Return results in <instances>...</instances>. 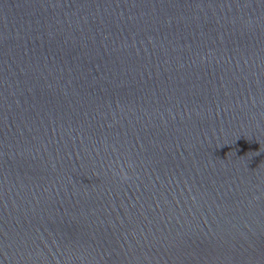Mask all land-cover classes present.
<instances>
[{"label":"water","instance_id":"95a60500","mask_svg":"<svg viewBox=\"0 0 264 264\" xmlns=\"http://www.w3.org/2000/svg\"><path fill=\"white\" fill-rule=\"evenodd\" d=\"M0 264H264V0H0Z\"/></svg>","mask_w":264,"mask_h":264}]
</instances>
